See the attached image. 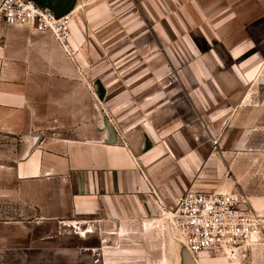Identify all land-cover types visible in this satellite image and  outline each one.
<instances>
[{"label": "crops", "instance_id": "0c3cea01", "mask_svg": "<svg viewBox=\"0 0 264 264\" xmlns=\"http://www.w3.org/2000/svg\"><path fill=\"white\" fill-rule=\"evenodd\" d=\"M71 26V49L49 34L0 28V135L15 141L7 147L10 163L0 162V202L5 204L0 210V264H149L136 243L150 232L168 244L176 242L165 220L154 217L172 207L183 190L198 188L194 183L204 174V157L189 146L181 127L173 126L178 121L158 130L156 145L149 141L151 126L148 132L124 136L117 122L140 108V91L150 90V79L100 82L105 90L100 101L96 80L86 82L78 61L85 57L86 38L74 36L76 26ZM205 52L215 57L213 50ZM179 85L187 103L186 86ZM128 91L131 98L123 103ZM207 92L212 95L209 87ZM155 95H146L143 102ZM208 97L210 104L214 96ZM103 120L115 133L113 143L105 142ZM7 173L19 193L7 192ZM67 229H74L73 235L64 236ZM68 237L79 245L66 244ZM160 251L158 264H169L165 246Z\"/></svg>", "mask_w": 264, "mask_h": 264}, {"label": "rangeland", "instance_id": "374dc122", "mask_svg": "<svg viewBox=\"0 0 264 264\" xmlns=\"http://www.w3.org/2000/svg\"><path fill=\"white\" fill-rule=\"evenodd\" d=\"M76 5L71 25L76 26L74 36L86 38L85 57L78 60L86 82L98 80L107 86L150 79V90L140 91V108L122 122L115 121L123 135L142 134L151 126L154 135L149 141L156 145L158 130L178 121L173 126H180L189 146L204 157L200 168L204 174L193 182L198 185L193 190L243 194L264 220V0H76ZM3 45L1 39L0 49ZM234 47L240 48L229 55ZM208 50L214 51V58ZM206 66L215 69L210 74L196 72ZM147 72L152 73L145 76ZM154 91L156 95L143 102ZM128 93L123 103L131 98ZM208 96H214L209 105ZM11 143L15 141L0 135V162L10 163ZM7 180V192L19 193L8 173ZM2 208L5 204L0 202ZM67 230L64 236L73 235L74 229ZM68 241L69 246L79 245L75 237ZM261 245L264 236L243 258L197 260L264 264ZM136 246L143 248L149 264H158L160 247L165 246L169 264H176L174 244L157 234L150 232Z\"/></svg>", "mask_w": 264, "mask_h": 264}, {"label": "built area", "instance_id": "2783aa9c", "mask_svg": "<svg viewBox=\"0 0 264 264\" xmlns=\"http://www.w3.org/2000/svg\"><path fill=\"white\" fill-rule=\"evenodd\" d=\"M71 20V12L55 18L49 8L32 0H0V28L49 34L65 49H71ZM154 218L167 222L193 260L243 258L264 236V220L247 196L235 192L183 190L172 207Z\"/></svg>", "mask_w": 264, "mask_h": 264}, {"label": "water", "instance_id": "95a60500", "mask_svg": "<svg viewBox=\"0 0 264 264\" xmlns=\"http://www.w3.org/2000/svg\"><path fill=\"white\" fill-rule=\"evenodd\" d=\"M38 3L41 6L49 8L54 14L55 18H60L64 15L70 13L76 5V0H32ZM94 87L97 93V96L100 101L103 100L105 90L101 83L96 80L94 82ZM103 127L106 132L105 142L110 144L115 140V133L113 132L111 126L103 120ZM174 249L176 250V264H196L191 256L188 254L186 249L179 243H174Z\"/></svg>", "mask_w": 264, "mask_h": 264}, {"label": "bare ground", "instance_id": "6f19581e", "mask_svg": "<svg viewBox=\"0 0 264 264\" xmlns=\"http://www.w3.org/2000/svg\"><path fill=\"white\" fill-rule=\"evenodd\" d=\"M77 9H78V7H77ZM71 22H72V20H71ZM70 27H71V24H70ZM223 192H227V191H223ZM165 222H166V221H165ZM166 224H167V222H166ZM166 226H167V229L169 230V232L172 233V235H173L174 238L176 239L175 235H174L173 232L170 230L169 226H168V225H166ZM259 241H260V239L257 241V243H253V244L251 245V247L256 246V245L258 244ZM196 260H197V259H196Z\"/></svg>", "mask_w": 264, "mask_h": 264}, {"label": "flooded vegetation", "instance_id": "af4514ba", "mask_svg": "<svg viewBox=\"0 0 264 264\" xmlns=\"http://www.w3.org/2000/svg\"><path fill=\"white\" fill-rule=\"evenodd\" d=\"M239 257H240V258H242V256H241V255H240Z\"/></svg>", "mask_w": 264, "mask_h": 264}]
</instances>
